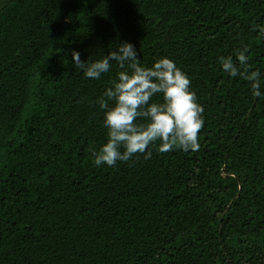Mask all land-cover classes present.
<instances>
[{
    "label": "trees",
    "instance_id": "obj_1",
    "mask_svg": "<svg viewBox=\"0 0 264 264\" xmlns=\"http://www.w3.org/2000/svg\"><path fill=\"white\" fill-rule=\"evenodd\" d=\"M258 26L264 0H0V264H264ZM123 40L187 74L199 150L92 162L96 98L121 69L88 78L70 50L98 59ZM244 47L260 97L217 59Z\"/></svg>",
    "mask_w": 264,
    "mask_h": 264
},
{
    "label": "clouds",
    "instance_id": "obj_2",
    "mask_svg": "<svg viewBox=\"0 0 264 264\" xmlns=\"http://www.w3.org/2000/svg\"><path fill=\"white\" fill-rule=\"evenodd\" d=\"M258 30L264 35V26H258ZM246 52L244 47L236 53L238 64L231 55L217 59L223 71L247 80L251 94L260 97L261 72L250 69ZM70 54L74 67L88 78H100L109 71L112 61L121 69L96 98L106 133L104 141L92 150L95 165L113 166L117 161H129L137 153L150 158L149 145L156 141L160 152L174 148L199 150L198 132L204 123V110L190 88L189 77L172 59L160 56L151 65L141 64L136 48L127 40L98 59L82 61L76 49Z\"/></svg>",
    "mask_w": 264,
    "mask_h": 264
},
{
    "label": "rangeland",
    "instance_id": "obj_3",
    "mask_svg": "<svg viewBox=\"0 0 264 264\" xmlns=\"http://www.w3.org/2000/svg\"><path fill=\"white\" fill-rule=\"evenodd\" d=\"M31 96L29 97V103L31 102ZM3 155H4V151L2 150L1 152H0V160H1V158L3 157Z\"/></svg>",
    "mask_w": 264,
    "mask_h": 264
}]
</instances>
